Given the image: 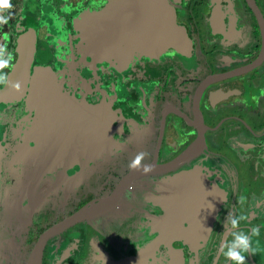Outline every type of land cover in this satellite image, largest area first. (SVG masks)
Returning <instances> with one entry per match:
<instances>
[{"label":"flooded vegetation","instance_id":"obj_1","mask_svg":"<svg viewBox=\"0 0 264 264\" xmlns=\"http://www.w3.org/2000/svg\"><path fill=\"white\" fill-rule=\"evenodd\" d=\"M108 1L11 0L3 13L13 66L21 37L35 49L25 94L0 97V264H27L46 229L111 195L142 151L153 170L50 236L41 264H231L230 211L259 228L246 264H264V0H169L188 45L148 52L132 43L160 28L155 8L111 0V55L93 58L76 24ZM40 69L72 101L46 93Z\"/></svg>","mask_w":264,"mask_h":264},{"label":"water","instance_id":"obj_2","mask_svg":"<svg viewBox=\"0 0 264 264\" xmlns=\"http://www.w3.org/2000/svg\"><path fill=\"white\" fill-rule=\"evenodd\" d=\"M179 1V0H177ZM142 2V0H140ZM126 6V1H122L121 5ZM144 4H148L149 7L155 8L154 11L151 13V20H157L160 24L159 29L151 28L150 33L148 36L142 40L141 38L138 39L133 46L135 47H142L145 48V51H153V49H159L162 46L168 45L170 42V38H176V40L180 41L179 48L182 49L188 45V36L183 27L180 26H173V17H174V8L172 7L169 0H144ZM160 8V10H158ZM114 4L113 1L109 0L108 4L101 12H89L84 14L76 24V28L80 31L81 41L87 50L88 54L95 58L96 56H110L111 51L109 50L108 46L111 45V16L114 13ZM152 11V10H151ZM165 26V32L162 31L161 27ZM175 45V44H173ZM34 42L29 36H23L20 38L19 45L17 47L18 57L14 64V67L9 72V80L7 85H5L2 89H0V97H6L8 99L12 98H19L20 95H24L27 83L30 78V67L34 56ZM130 46V45H128ZM107 47V48H104ZM129 52V50H128ZM36 75L33 78H39V85L48 86L49 94L54 95V100L69 103L72 101L67 95H65L62 90L57 86L54 82V76L52 73L48 72V70L40 69L35 72ZM34 73V74H35ZM19 82L20 88L17 89L14 85ZM31 89L29 88V93L27 95V102L28 104L31 103L33 98ZM6 100V99H5ZM76 106V105H75ZM74 106V107H75ZM65 107V106H64ZM72 109H79L82 111V107H69ZM76 110V111H77ZM98 111V109L94 108H85V113L87 116L94 115V112ZM39 149V148H38ZM38 149H27V158H32V156H36V151ZM41 152L46 154L45 149ZM86 151H88L86 149ZM45 157V156H44ZM48 158V156H46ZM44 163L43 166L48 168L50 165H46ZM62 167V165H56L55 167ZM64 167V166H63ZM143 173L142 170H132L131 172L127 173L123 179L117 184L115 190L111 193V195L98 199L97 201H91L86 205L79 208L73 214L68 216L67 218L55 223L48 229H46L39 237L37 242L35 243L30 255L27 264H41V256L44 245L46 240L60 231L64 230L66 227L70 226L73 223H77L81 220H84L88 217H92L103 212H106L110 207L114 205L117 199L120 197L122 191L125 189L127 183L136 175ZM208 194L211 189L208 187L204 188ZM215 208H218L219 204L214 203ZM215 211V210H214Z\"/></svg>","mask_w":264,"mask_h":264},{"label":"clouds","instance_id":"obj_3","mask_svg":"<svg viewBox=\"0 0 264 264\" xmlns=\"http://www.w3.org/2000/svg\"><path fill=\"white\" fill-rule=\"evenodd\" d=\"M12 7L11 0H0V25L8 23L10 16L3 15V13L6 10L12 9ZM7 39V34H5L4 40L6 41ZM13 60V53L8 51L7 43H0V85H7L9 74L4 70L14 67ZM14 87L19 89V82H17ZM147 155L148 154L143 151L137 153L129 163V168L137 171L142 170L145 174L151 172L153 170L152 166L150 164L142 163ZM241 203H243V198H241ZM244 219H246L245 216L236 215L234 212L230 211L224 223L225 234L231 235L233 239L230 242L225 239L221 244L220 252L231 262V264H246L247 256L245 254H254L255 251L252 247V236L258 235L259 228H252L251 234L240 230V223Z\"/></svg>","mask_w":264,"mask_h":264}]
</instances>
